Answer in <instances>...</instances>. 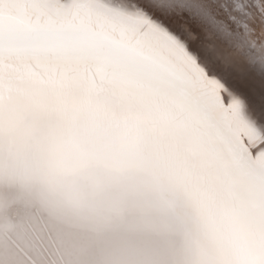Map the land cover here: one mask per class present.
<instances>
[{
    "label": "snow or ice",
    "instance_id": "obj_1",
    "mask_svg": "<svg viewBox=\"0 0 264 264\" xmlns=\"http://www.w3.org/2000/svg\"><path fill=\"white\" fill-rule=\"evenodd\" d=\"M257 21L264 0H0V73L69 67L154 108L170 166L239 226L247 264H264ZM223 48L238 51L243 70ZM21 249L9 243L0 254L8 264L48 258Z\"/></svg>",
    "mask_w": 264,
    "mask_h": 264
},
{
    "label": "clouds",
    "instance_id": "obj_2",
    "mask_svg": "<svg viewBox=\"0 0 264 264\" xmlns=\"http://www.w3.org/2000/svg\"><path fill=\"white\" fill-rule=\"evenodd\" d=\"M5 188L56 222V264H247L239 226L168 163L157 111L73 68L0 73Z\"/></svg>",
    "mask_w": 264,
    "mask_h": 264
},
{
    "label": "bare ground",
    "instance_id": "obj_3",
    "mask_svg": "<svg viewBox=\"0 0 264 264\" xmlns=\"http://www.w3.org/2000/svg\"><path fill=\"white\" fill-rule=\"evenodd\" d=\"M255 34L264 42V25L257 21ZM261 41V42H262ZM224 55L234 61L238 70H243L245 60L239 57L238 51L222 49ZM17 242H19L17 244ZM22 245V249L41 254L48 258L40 264H56L61 249L57 238V225L49 213L28 194L12 188L0 190V249L5 244ZM27 255V252L24 253ZM0 264H8L7 258L0 254Z\"/></svg>",
    "mask_w": 264,
    "mask_h": 264
},
{
    "label": "rangeland",
    "instance_id": "obj_4",
    "mask_svg": "<svg viewBox=\"0 0 264 264\" xmlns=\"http://www.w3.org/2000/svg\"><path fill=\"white\" fill-rule=\"evenodd\" d=\"M263 25H264V23H263ZM256 29H257V28H256ZM257 33H258V30L255 31L254 35L257 34ZM257 38H258V37H257ZM258 40H259V39H258ZM259 41L261 42L262 40H259ZM262 43H264V42L262 41Z\"/></svg>",
    "mask_w": 264,
    "mask_h": 264
}]
</instances>
